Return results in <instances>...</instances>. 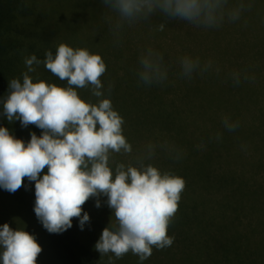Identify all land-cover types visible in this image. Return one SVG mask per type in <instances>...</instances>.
<instances>
[{"label":"clouds","instance_id":"1","mask_svg":"<svg viewBox=\"0 0 264 264\" xmlns=\"http://www.w3.org/2000/svg\"><path fill=\"white\" fill-rule=\"evenodd\" d=\"M102 3L115 14L112 29L117 33L125 24L149 21L157 14L197 27L217 28L226 20H239L242 12L251 7L244 0L236 4L230 0H102ZM164 27L161 23L156 30L163 31ZM45 57L43 61L34 54L26 57L28 70L22 80L9 81L3 114L9 123L19 120L24 128L34 125L42 130V135L32 132L26 144L7 127H0V188L15 193L24 185L25 178L35 181L34 212L52 234L70 229L73 218L79 219V227L84 230L91 218L83 205L95 198V206L100 208L101 197H107L104 203L113 211L116 224L110 227L111 221L95 244L101 258L112 254L120 259L131 252L143 262L151 257L153 248L170 247L174 237L168 230L178 212L186 181L145 163L156 154L157 146L153 144L135 157L137 166L115 159L114 154L133 152L123 134L124 119L114 110L110 99H100L96 104L85 102L76 90L90 87L93 96H104L101 77L107 66L101 55L61 43L55 55L49 50ZM41 63L59 80L66 81L67 87L43 80L33 82L29 73L36 71L33 65ZM179 63L180 75L189 80L194 74H204L213 68L211 61L202 64L198 57L187 55ZM168 74L163 53L151 47L141 53L137 76L142 84H161ZM231 77L239 85L241 73L233 72ZM243 79L249 77L244 75ZM222 123L230 132L240 126L239 121L233 122L227 116ZM221 138L222 134L217 133L215 139ZM168 151L175 153L173 159L182 158L174 146ZM45 169L47 172L41 177ZM0 247L3 264H37L43 251L33 234L24 229L13 230L8 223L0 228ZM112 256L109 264H113Z\"/></svg>","mask_w":264,"mask_h":264},{"label":"trees","instance_id":"2","mask_svg":"<svg viewBox=\"0 0 264 264\" xmlns=\"http://www.w3.org/2000/svg\"><path fill=\"white\" fill-rule=\"evenodd\" d=\"M27 12L25 0H0V127H7L26 144L32 132L41 136L42 130L34 125L21 130L19 120L9 123L3 100L9 81L22 80L27 71L22 51H36L24 20ZM37 67L44 73H29L33 82L67 87L43 63ZM111 68L115 67L107 70ZM129 73L106 71L101 77L104 96L100 98L92 95L90 87L76 90L81 99L86 97L94 104L110 99L126 125L148 131V144L157 146L152 165L186 181L181 208L187 220L197 222L202 245L252 250L264 264V90L235 85L226 72L196 73L190 80L180 71L171 72L166 81L151 86L139 81L137 71ZM225 116L239 121L240 126L225 130ZM217 133L222 134L219 141ZM173 146L182 153L181 159L175 160V153H169ZM0 190L16 209L36 215L35 181L25 178L15 193ZM51 236L66 264H97L93 253L78 240L74 225Z\"/></svg>","mask_w":264,"mask_h":264},{"label":"rangeland","instance_id":"3","mask_svg":"<svg viewBox=\"0 0 264 264\" xmlns=\"http://www.w3.org/2000/svg\"><path fill=\"white\" fill-rule=\"evenodd\" d=\"M237 2L230 0L231 4ZM244 2L251 7L242 12L239 20H226L217 28L197 27L186 21L167 20L157 14L149 21L131 26L125 24L117 33L112 29L115 14L102 0H25L28 12L24 20L36 44V51L24 49L21 58L25 61L26 57L34 54L43 60L47 51L51 50L55 55L58 46L63 43L101 55L107 67H115L107 72L116 71L123 75L124 71H130L129 74L137 71L141 53L151 47L163 53L169 73L180 71L179 62L187 55L198 57L202 64L211 61L212 73H216L218 68L219 72H240L242 77L247 75L249 79L241 78L239 84L264 90V0ZM161 23L165 25L164 30L157 31ZM37 66L33 65L36 71L32 73H44V69ZM83 100L87 102L86 97ZM126 124L123 125V134L132 145L133 152L129 155L114 154V157L125 165L131 163L137 166L135 157L148 145V131ZM23 129L28 130L21 126ZM160 170L167 171L164 168ZM106 200L107 197H101L100 208L95 206V198L83 205L91 218L84 230L79 227V219L73 218L78 240L93 253L97 264H109V256H112L109 254L101 258V254L95 250L104 228L111 221L110 227L116 224L113 211L104 203ZM181 207L180 200L178 212L168 230V234L174 237L170 247L162 250L153 248L151 257L143 262L131 252L120 259L112 256L113 264H261L259 254L252 250L202 245L203 238L197 222L187 220ZM5 223L13 230L24 229L36 237L43 249L37 264H66L53 246L52 233L43 227L37 216L16 209L0 190V228ZM2 252L3 248L0 247V254ZM0 264H3L2 260Z\"/></svg>","mask_w":264,"mask_h":264}]
</instances>
